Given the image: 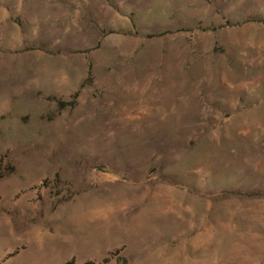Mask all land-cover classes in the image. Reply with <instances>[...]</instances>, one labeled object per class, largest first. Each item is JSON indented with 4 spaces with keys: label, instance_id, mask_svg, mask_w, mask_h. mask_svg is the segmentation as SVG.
<instances>
[{
    "label": "rangeland",
    "instance_id": "1",
    "mask_svg": "<svg viewBox=\"0 0 264 264\" xmlns=\"http://www.w3.org/2000/svg\"><path fill=\"white\" fill-rule=\"evenodd\" d=\"M264 264V0H0V264Z\"/></svg>",
    "mask_w": 264,
    "mask_h": 264
},
{
    "label": "trees",
    "instance_id": "2",
    "mask_svg": "<svg viewBox=\"0 0 264 264\" xmlns=\"http://www.w3.org/2000/svg\"><path fill=\"white\" fill-rule=\"evenodd\" d=\"M87 264H89V263H87Z\"/></svg>",
    "mask_w": 264,
    "mask_h": 264
}]
</instances>
